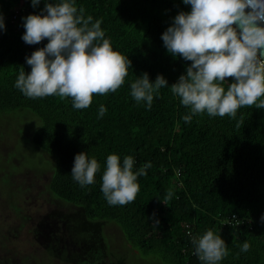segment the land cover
Segmentation results:
<instances>
[{
    "label": "trees",
    "instance_id": "1",
    "mask_svg": "<svg viewBox=\"0 0 264 264\" xmlns=\"http://www.w3.org/2000/svg\"><path fill=\"white\" fill-rule=\"evenodd\" d=\"M44 6L45 0L35 8L31 0H0L5 24V30H0V114L17 109L32 112L39 124L31 133V143L54 162L47 185L27 179L31 187L22 189L26 196L37 184L35 196L49 203L34 218L21 216L24 222L32 221L31 233L43 248L44 255L36 260L141 264L149 258L163 264H202L192 239L211 229L227 244L229 254L220 264H264V222L260 220L264 214V109L246 106L238 110L236 119L205 113L186 123L183 117L190 109L170 90L191 61L169 54L161 36L173 18L191 6L183 0H75L85 18L102 21L105 38L131 61L119 89L93 94L91 105L79 110L72 107L70 97L31 99L14 86L20 71H31L26 56L48 43L46 38L29 45L21 38L22 18L40 14ZM15 11L16 18L11 20ZM144 73L150 81L163 75L169 86L160 89L151 109L130 95V84ZM101 105L107 112L98 118ZM80 152L101 165L96 182L83 188L71 177L74 157ZM110 154L119 155L121 161L132 156L134 170L152 164L146 175L138 177L140 191L135 200L126 205H109L101 191ZM16 174V170H0V181L4 177L6 183H2L14 187ZM170 189L173 199L165 202ZM231 214L243 222H223ZM22 224L7 226L5 236H17ZM107 225H114L127 245L119 250L120 256L104 239ZM244 242L251 245L247 252L240 251ZM33 257L28 264H33ZM26 259L8 249L0 252V264H27Z\"/></svg>",
    "mask_w": 264,
    "mask_h": 264
},
{
    "label": "clouds",
    "instance_id": "2",
    "mask_svg": "<svg viewBox=\"0 0 264 264\" xmlns=\"http://www.w3.org/2000/svg\"><path fill=\"white\" fill-rule=\"evenodd\" d=\"M40 2L31 0V5L35 8ZM183 3L191 6L190 11L179 12L161 36L169 54L191 61L186 72L170 86L172 94L190 109L183 120L191 123L194 115L205 113L236 119L238 110L246 106L264 109V0ZM22 21L25 31L21 38L26 44L48 40L43 48L26 56L31 71H20L15 81L14 86L25 97H70L72 107L79 110L91 105L93 94L115 92L125 83L131 61L115 51L105 38L102 21L85 18L75 0H45L40 14H30ZM0 30H5L2 14ZM226 77L234 80L229 83ZM168 87L163 75L150 81L144 73L130 84V95L136 103L144 102L151 109L160 89ZM106 112L107 108L101 105L98 118ZM134 165L132 156H125L122 161L117 154L107 156L101 191L109 205L122 206L135 200L140 191L138 177L146 175L152 164L147 162L136 170ZM100 169L95 157L80 152L74 157L71 177L83 188L96 182ZM173 196L170 189L164 201H171ZM260 220L264 222V214ZM192 244L202 264H220L229 254L225 240L211 229L193 238ZM250 248L244 242L240 251Z\"/></svg>",
    "mask_w": 264,
    "mask_h": 264
},
{
    "label": "rangeland",
    "instance_id": "3",
    "mask_svg": "<svg viewBox=\"0 0 264 264\" xmlns=\"http://www.w3.org/2000/svg\"><path fill=\"white\" fill-rule=\"evenodd\" d=\"M35 117L27 109L10 110L0 114V170H9L10 172L16 170L17 172L14 177V187L9 188V186L4 185L3 183H6L4 177L2 178L3 181H0V243H2L0 244V252L4 253L8 249L20 259L27 257L25 260L27 264L32 255H35L32 258L33 264H51L46 260L48 257L36 260L37 256L44 255L43 248L31 233L32 221L24 222L21 219L23 214H29L34 218L35 215L41 214L49 208V203L46 200L35 196L37 184L25 193L26 196L22 190L24 186H29L28 181L31 183V181L36 180V183L40 181L47 185L48 177L54 168L52 158L31 143V133L39 124L38 118ZM24 169H30L31 172ZM47 192L46 197L49 200ZM21 223H23L22 230L17 236L13 234L8 237L5 236L7 226L11 227ZM108 223L112 222L109 221ZM1 228L3 229L1 230ZM103 236L107 245L117 256L122 255L120 251L126 249L127 245L122 240L120 231L114 225H107ZM53 261L54 264H60L56 259ZM133 261L131 259V262ZM141 264L163 263L150 262L149 258H146L141 261Z\"/></svg>",
    "mask_w": 264,
    "mask_h": 264
},
{
    "label": "built area",
    "instance_id": "4",
    "mask_svg": "<svg viewBox=\"0 0 264 264\" xmlns=\"http://www.w3.org/2000/svg\"><path fill=\"white\" fill-rule=\"evenodd\" d=\"M16 13L17 11H15L12 16H11V20H14L16 18ZM229 83H231L234 78L233 77H226L225 78ZM223 222H227V223H232V222H235V223H242L243 220L241 218H239L236 214H231L230 216L226 217L223 219Z\"/></svg>",
    "mask_w": 264,
    "mask_h": 264
},
{
    "label": "water",
    "instance_id": "5",
    "mask_svg": "<svg viewBox=\"0 0 264 264\" xmlns=\"http://www.w3.org/2000/svg\"><path fill=\"white\" fill-rule=\"evenodd\" d=\"M246 12L248 11V9L245 10ZM233 27H235V24L233 25ZM239 31V30H238ZM258 55H259V51H258ZM261 59H264V57H261Z\"/></svg>",
    "mask_w": 264,
    "mask_h": 264
}]
</instances>
